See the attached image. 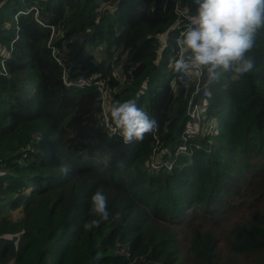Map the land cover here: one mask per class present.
I'll list each match as a JSON object with an SVG mask.
<instances>
[{
  "label": "trees",
  "instance_id": "16d2710c",
  "mask_svg": "<svg viewBox=\"0 0 264 264\" xmlns=\"http://www.w3.org/2000/svg\"><path fill=\"white\" fill-rule=\"evenodd\" d=\"M179 1L184 12L195 13L193 0ZM0 4V23L31 5L38 10L18 15L10 76L0 77V264L223 260L224 230L200 224L264 208V30L249 53L252 71L216 81L203 101L200 131L175 155L189 121L190 86L168 63L178 35L172 0ZM12 36L9 31L7 39ZM158 38L167 44L161 56ZM61 54L64 67L55 60ZM63 71L71 79L95 74L99 83L67 88ZM126 100L159 125L127 145L102 123L103 101ZM208 120L214 130L205 128ZM155 152L160 161L173 156L170 169L150 172ZM97 190L108 198L109 219L85 229L99 219L90 214ZM197 210L205 217L195 218ZM178 230L188 231L184 249ZM225 232L234 254L264 255V210Z\"/></svg>",
  "mask_w": 264,
  "mask_h": 264
},
{
  "label": "clouds",
  "instance_id": "9594fccd",
  "mask_svg": "<svg viewBox=\"0 0 264 264\" xmlns=\"http://www.w3.org/2000/svg\"><path fill=\"white\" fill-rule=\"evenodd\" d=\"M193 3L197 6L195 13L185 12L187 24L176 41L179 54L173 71L177 79L187 87L203 76L211 83L225 76L238 80L250 73L255 61L249 53L264 30V0H193ZM109 114L112 131L126 145L142 141L159 127L133 100L114 103ZM62 172L67 174L68 168H62ZM91 204L90 214L99 219L84 224L89 230L109 219L108 198L102 191L93 194Z\"/></svg>",
  "mask_w": 264,
  "mask_h": 264
},
{
  "label": "built area",
  "instance_id": "2783aa9c",
  "mask_svg": "<svg viewBox=\"0 0 264 264\" xmlns=\"http://www.w3.org/2000/svg\"><path fill=\"white\" fill-rule=\"evenodd\" d=\"M174 2V23L172 28L178 31V35L175 38L173 52L169 53L168 56V63L172 66L174 65V62L179 54V48L176 43V41L181 37L182 32L185 30L187 21L185 20V12L183 11L182 7L180 6L179 0H172ZM2 4H0L1 8ZM31 11H34V15H37V7L35 5H31L27 7L26 9L20 10L19 14L12 16V23L11 25L9 22L4 21L0 23V38H6L4 42H0V77H9V69H8V63L11 60L12 54L14 52L13 49V43L18 39L19 37V24H18V15L20 14H27ZM39 24L50 28L53 30V27L50 24H45L43 21H38ZM11 31L12 37L10 39H7L8 32ZM167 34L164 36V40L166 41ZM51 37L48 40L47 45L51 48L50 45ZM162 38H158L157 42L159 44V55L163 52H165V48L167 44H165ZM167 42V41H166ZM9 44V45H8ZM165 45V46H164ZM53 53H55V50H53ZM58 58V59H57ZM57 58H55L57 64L59 66L64 67V62H66V57L64 58L63 54L58 55ZM67 73L66 71H63V85L67 88H84L92 83H99L96 82L95 79L97 75L90 74L88 76H78L75 78H66ZM216 81L209 83L206 76L201 77L199 81L193 80L190 83V94L187 100V107H186V114L189 118V121L186 125V127L181 132V142L179 146L175 150V155H177L180 151L185 150V142L190 139L194 138L196 134L200 131L202 122L206 120V117L202 116L203 112L205 111V105L203 103L204 100L210 99L212 97V88ZM100 88L104 89L103 84L101 83ZM114 103H106L103 101V127L108 132L109 135H117L115 134L110 126V122L107 120V116L109 114V109ZM207 122L205 123V128L207 129ZM213 123L210 121V124ZM210 130V129H209ZM119 136V135H117ZM162 155L160 153L152 154V160L148 164L150 172L156 171L160 169L162 166L166 167L167 169H170L172 166V163L174 161L173 156L166 157L163 161H160Z\"/></svg>",
  "mask_w": 264,
  "mask_h": 264
},
{
  "label": "rangeland",
  "instance_id": "374dc122",
  "mask_svg": "<svg viewBox=\"0 0 264 264\" xmlns=\"http://www.w3.org/2000/svg\"><path fill=\"white\" fill-rule=\"evenodd\" d=\"M19 12H20V10L16 11L15 15L19 14ZM99 50H100V47H99ZM202 116L204 117V112H203ZM207 124H208L207 125L208 129L214 130L212 128L213 123L210 124V120H208ZM155 154H156V152H155ZM252 163L255 164L256 161H252ZM242 194H245V191L242 192ZM249 197L250 196H248V198ZM257 210L250 211V212L248 211L246 217H244V218H240L239 215L235 212V213L229 215L228 217H226L220 221H217L218 223L210 222V223H201L200 224V226L204 227V228H214L215 226H220L224 230L223 233L227 237V239L220 240L219 243H220V248L222 251V256L224 255L225 257L223 260L219 259L217 262L218 264H260L261 262L264 261V255H261V254H252V255L244 256L243 254H234L233 252H231V250L229 249V246H228V242L231 240V238H229L225 232V231H229V229H231V226H233L234 224L239 223V222H244V220H246L248 216H250L251 214H253L255 212L259 213L260 211H263L264 208H258ZM203 214H204L203 212L197 210L196 211L197 216L195 218L205 217V216H203ZM12 215L14 218L17 217L15 215V213H12ZM187 235H188V231L178 230V236H179V238H181V241H182V249L185 248V239H186ZM226 241H227V244H226Z\"/></svg>",
  "mask_w": 264,
  "mask_h": 264
}]
</instances>
